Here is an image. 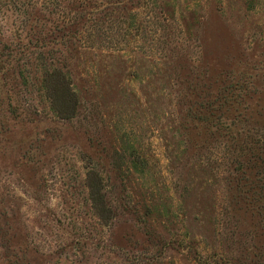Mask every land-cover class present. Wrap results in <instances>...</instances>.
<instances>
[{"label":"rangeland","instance_id":"obj_1","mask_svg":"<svg viewBox=\"0 0 264 264\" xmlns=\"http://www.w3.org/2000/svg\"><path fill=\"white\" fill-rule=\"evenodd\" d=\"M235 79L217 133L189 106ZM259 139L264 0H0V264H264L263 211L232 171Z\"/></svg>","mask_w":264,"mask_h":264},{"label":"trees","instance_id":"obj_2","mask_svg":"<svg viewBox=\"0 0 264 264\" xmlns=\"http://www.w3.org/2000/svg\"><path fill=\"white\" fill-rule=\"evenodd\" d=\"M47 87L50 89V100L53 108L62 118H70L74 115L77 106V98L75 92L71 88V83L66 74L60 69L46 70ZM233 79V78H231ZM243 80H246L243 78ZM243 84L239 83V79L231 81V83H223L216 85L215 92L211 95L201 97L202 102L194 104L190 108H194L193 113L203 114V120L207 121L209 116H214L217 112L216 124L214 127L217 133H230L235 122L233 120L227 122V115L234 103L241 99L243 94L240 91H246V87L241 88ZM239 86V87H238ZM241 89V90H240ZM220 130V132H219ZM227 136V135H226ZM246 147V146H245ZM250 159L246 157V161L240 162L236 156L233 160L238 162V166L232 171L238 174L236 177L238 194L242 197L248 195L254 197L253 203L257 209H261L264 215V139L255 140L252 146H248ZM247 162V164L243 163ZM254 170L256 178L251 179V171ZM87 187L90 197L91 206L103 220L109 219L110 210L106 204L105 195L103 192V184L100 176L90 171L87 174ZM248 198V197H247ZM253 205V204H252Z\"/></svg>","mask_w":264,"mask_h":264}]
</instances>
